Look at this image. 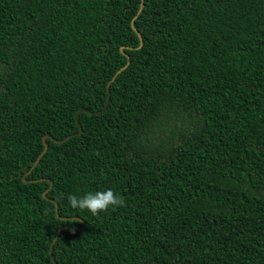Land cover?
Returning <instances> with one entry per match:
<instances>
[{
    "label": "trees",
    "instance_id": "obj_1",
    "mask_svg": "<svg viewBox=\"0 0 264 264\" xmlns=\"http://www.w3.org/2000/svg\"><path fill=\"white\" fill-rule=\"evenodd\" d=\"M0 264H264V0H0Z\"/></svg>",
    "mask_w": 264,
    "mask_h": 264
},
{
    "label": "clouds",
    "instance_id": "obj_2",
    "mask_svg": "<svg viewBox=\"0 0 264 264\" xmlns=\"http://www.w3.org/2000/svg\"><path fill=\"white\" fill-rule=\"evenodd\" d=\"M67 202L72 208L87 210L93 216L124 205L123 198L111 188L88 192L82 196L70 194Z\"/></svg>",
    "mask_w": 264,
    "mask_h": 264
},
{
    "label": "water",
    "instance_id": "obj_3",
    "mask_svg": "<svg viewBox=\"0 0 264 264\" xmlns=\"http://www.w3.org/2000/svg\"><path fill=\"white\" fill-rule=\"evenodd\" d=\"M141 6H142V4H141ZM141 45V44H140ZM127 62H128V60H127ZM127 64V63H126ZM126 64L125 65H123L122 67H120L115 73H114V75L112 76V78H111V80L112 79H114V77L116 76V74L121 70V69H123L125 66H126ZM110 80V81H111ZM110 81L107 83V89H108V84L110 83ZM108 100H109V93H108V97H107V101H106V105H107V103H108ZM46 136H49V135H43V137H42V139H43V149H42V151L39 153V155L37 156V158L35 159V161L33 162V164H32V167L37 163V161L39 160V158H40V156L45 152V150H46V142H45V138H46ZM58 232V231H57Z\"/></svg>",
    "mask_w": 264,
    "mask_h": 264
}]
</instances>
